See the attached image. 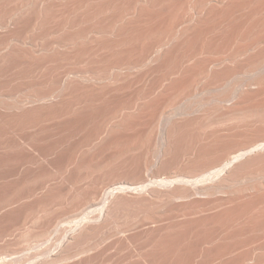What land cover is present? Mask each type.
<instances>
[{
    "label": "bare ground",
    "instance_id": "6f19581e",
    "mask_svg": "<svg viewBox=\"0 0 264 264\" xmlns=\"http://www.w3.org/2000/svg\"><path fill=\"white\" fill-rule=\"evenodd\" d=\"M8 1L0 0V10L6 9L5 14L9 13L11 16L24 9V19L22 17V20L17 22L16 19L20 20L18 17L12 23L17 25L16 29L19 28L24 33L26 28L28 31L25 32L29 33L31 29H50L54 23L59 22L52 30L66 31V37L62 38L60 32L62 39L46 42L49 44L44 46V40V44L40 41L45 39L43 32L46 29L43 32L40 30L44 35L40 34L37 41H29L27 38L23 39L26 41L24 42L21 38L24 42L22 44L25 45L21 49L19 44H15L18 43L17 38L15 39L17 33L13 34L14 38L10 32H7L8 36L0 35V82L1 78L7 77L8 71L19 66L20 70L23 68L22 74L32 72L35 75L34 71L37 72L36 76L39 75L40 69L43 71L50 67V70H45L49 72L45 74L44 80L40 76L44 75L43 72L37 76V81L34 79L35 83L41 77L42 81L34 84L38 87L29 85L31 93L27 95L25 91L28 89L25 90L23 94L26 95L21 96L22 98L15 99L17 96L13 95V100H9L10 98L7 99L3 95L6 88H3L5 91L1 89L0 166L13 163L14 167H17L15 171L11 167L9 174L6 173L7 176L2 170L4 167H10L4 165L3 169L0 168L1 173L3 172L0 176H7L8 179L12 175L16 181L25 179L27 182L30 178H34L35 182V178L38 180L40 176H45L47 179L52 178L50 181H69L70 185L65 181V184L62 182L55 187L50 185L49 188L46 185L50 181L45 184L46 180L41 177L45 183L41 184L42 180V186L37 187V191L34 189L36 192L30 188L33 190H30L31 195L28 188L30 182L26 184L28 191H25L26 181L24 185L19 182V188H25L22 193L19 191L20 194L27 192L30 197H34L45 185V189L48 188L47 194L43 189L45 193L42 194H46L47 199H40V191L39 195L36 194L39 196L37 200H40H36L34 206L27 203L30 202L27 201L28 196L23 195L22 198L18 193L21 200L17 199L18 195L15 196L16 193L13 192H18L19 188L12 189V192L10 190L15 198L0 193L2 198L9 197L7 201L11 198L13 201L19 200L17 204L28 198L25 205L29 206L24 205L23 208L21 203L20 209L17 207L18 218L10 216V222L6 220L9 224L21 217L22 221L24 218L35 220L31 217L35 214L38 223H50L54 209H51L52 215L49 214V209L60 208L56 205L49 208L51 205L48 204L53 205L52 200L57 198L55 203L60 205L65 198H72L74 203L78 196L84 197V191L86 195L94 196V201L89 198L92 201L89 206L94 209L91 210L88 205L84 206L89 202L86 200V203L82 201L85 203L82 209H74L75 213L79 209L85 212L87 207L92 215L99 212L97 218L90 215L81 218V215H78L80 220L76 218L78 212L74 214L76 217L71 213L70 215L78 221L71 224L72 227L66 223L71 228L70 231L68 226L65 228L63 221L57 222L65 218L60 219L57 216V219L53 216L52 220L56 218L55 223H63L64 228L68 229L66 232H69V236H66L67 240L64 237L66 241L63 242L66 244L49 258H36L38 262L33 263L68 264L78 258L77 256L86 254L88 250L92 254L98 252L101 250L97 248L98 243L101 242L102 246L103 241L111 239L114 235V230L109 229L111 224L108 223L113 221L116 214L119 215L120 210L123 209L124 212L129 208H136L139 209L136 211L141 214V218L137 217L139 220L136 219L135 222L134 218L139 215L129 209L135 214V217H132L134 223H127L126 226H132H129L128 231L133 226L135 231L141 228L142 232L138 231V240L132 239L138 233L135 232L134 236L129 234L133 229L128 233L132 237L129 238L126 234L128 237L123 238L131 245L126 243L130 248L122 244L124 240H119L121 245L126 247L121 246L123 253L128 248H135L133 253L128 249L130 257L126 264H264V0H71V3L70 0H60V7L53 4L55 0H22V6H17L21 8L15 9L16 11V5L11 6L12 9L6 7ZM64 2L69 4L68 7ZM32 9H35L36 17L29 14ZM0 12L3 13L0 17H3V10ZM59 13L60 16L61 13L64 15L61 22L56 21L60 18ZM7 16L8 14L5 17ZM8 23L3 24L6 26ZM18 24L25 28L21 27V30ZM10 27L11 30L15 28ZM9 28L5 31H10ZM69 63L74 66H68ZM83 64L85 67H82ZM18 74H14L15 80L21 78ZM32 74H29L31 78L34 77ZM26 77L24 81L28 80L29 84L31 79ZM6 79L2 82L7 83L9 78ZM10 82L7 83L8 86L12 84L14 87L17 81H13L15 84L11 80ZM47 84L48 87L52 86L49 90L44 89ZM110 148L116 151H111ZM106 149H110L109 154L115 153L107 156L106 151H103ZM44 165H48V168ZM50 165L56 166L55 169ZM43 166L44 169H41ZM109 166L113 169L117 166V170L121 168L127 177L121 169L124 177L114 176V171ZM97 168L102 170V173L106 168H111L113 173L109 170V174L103 173V177L108 176H105L107 180L99 179V176L95 179V176L101 173ZM167 168L171 172L174 168L176 171L167 173ZM163 170H166V173L163 174ZM95 171L98 173L95 174ZM113 177L116 179H111ZM84 181L89 182L90 186L81 187L85 189L82 190L80 186L86 184L81 183ZM14 186L12 187L16 188L18 185ZM60 198L63 200L60 201ZM5 199L2 201L5 202ZM2 201L1 205L4 204ZM70 201L67 203H71ZM77 202L79 204L81 201L78 199ZM8 203L6 202L7 205ZM10 203L8 207H13L16 202ZM67 203L66 207L73 206L72 203ZM64 206L62 209L66 208ZM76 207L80 206L76 204ZM10 209L5 210L12 211ZM62 209L59 210L63 212ZM140 210L144 211V215ZM13 212L11 214L14 215ZM47 212L49 220L46 219ZM84 212L81 213L82 216ZM54 213L57 215L56 211ZM131 213L127 211V214ZM114 220L118 221V218L115 217ZM2 221L0 223H3ZM120 221L122 223V220ZM16 222L13 224L16 225ZM23 222L20 223L22 226L29 224L28 221L24 224ZM12 223L11 228L15 231ZM48 223L45 226L58 225ZM32 224H35L34 221ZM44 224L41 223L43 228ZM103 225L109 228H103ZM18 226L16 225V228L20 231L22 227ZM126 226L125 229L122 228L123 231L120 230L123 235L124 231L128 232ZM100 227L103 230H112L110 237H102L101 234H104ZM117 227H123V224ZM11 228H8L10 233L13 231ZM25 228L22 230H26ZM43 228L35 229L33 234L36 235V230L39 233ZM96 228L100 229L98 235L103 239L97 238L102 241L97 243L98 239L93 241L90 238L92 242H88H96L93 246H97V251L92 245L88 244L90 250L87 244L81 243L89 234L93 236ZM0 230L3 236V229ZM7 232L8 230L3 232L6 237L9 236ZM21 232L18 233L22 234ZM49 232V229H45L44 236H41L43 243L46 242V235L53 234ZM13 233L10 237L16 238L17 229V235ZM31 233L23 232L24 235L21 236L26 247L30 245L27 243L38 241L37 238V241H34ZM117 233L121 236L118 228L115 229V234ZM153 233H159L160 239L153 242L155 239L152 241L150 238L153 243L148 240L149 243L145 237H151ZM49 236L47 238L50 239ZM154 237L155 234L152 238ZM117 241L114 246L118 243L117 247L121 249ZM85 242L88 243L84 240ZM7 243L8 241L5 244ZM14 243L13 245L16 244ZM78 243L87 246H75ZM105 243L111 244L109 241ZM5 244L2 254L7 256L10 251L7 253L5 250L11 247L8 248ZM33 244L30 246L33 247ZM136 244L139 248L134 247ZM72 246L79 249H73ZM114 246L111 247L112 251ZM14 247L16 248L13 246L11 249L16 252L17 248ZM21 247L18 248L21 251L27 249ZM108 249L104 248L105 251ZM111 249L108 252H111ZM120 251L115 257L121 254ZM89 252L87 254L92 256ZM98 253L103 256L104 251L102 254ZM95 254L100 257L94 253L93 258L97 262L99 259L100 262L107 252L97 259ZM110 254L111 256L107 255L106 258H111L114 252L113 255ZM88 255L83 257L87 259ZM93 258L90 259L92 262L84 258V261H80L97 264ZM108 259L109 264L110 261L115 263L114 259ZM117 259L122 258L118 256ZM12 261L6 260L7 264ZM6 262L4 260L5 264ZM105 263L106 260L101 264ZM123 263V260L121 263L119 261V264Z\"/></svg>",
    "mask_w": 264,
    "mask_h": 264
},
{
    "label": "rangeland",
    "instance_id": "374dc122",
    "mask_svg": "<svg viewBox=\"0 0 264 264\" xmlns=\"http://www.w3.org/2000/svg\"><path fill=\"white\" fill-rule=\"evenodd\" d=\"M15 1H17V2H15ZM38 1H39V0H38ZM49 1H50V0H49ZM8 2H9V4H8ZM8 2H7V6H6V7L9 8V9H12V8L16 5V6H15L16 8L14 7V10H15V9H18V8L20 9V8H21V6H22L21 3H23L24 0H23V2H22V0H9ZM18 2H19V3H18ZM51 2H53V1L51 0ZM60 2H61L60 0H59V1H58V0H55V2H53V4L55 3V4H54L55 6H56V5L59 6L60 4L62 5V3H60ZM10 3H13V5H12V4L10 5ZM14 3H15V4H14ZM70 3H71V0H70ZM18 4H21V6L17 8ZM65 4L67 5L68 3H67V2H64V5H65ZM8 5H9V6H8ZM68 5H69V4H68ZM68 5H67V7H68ZM11 6H13V7L10 8ZM59 7H60V6H59ZM9 9H8V10H9ZM1 10H3V12L6 11V9H1ZM1 10H0V11H1ZM15 11H16V10H15ZM16 12H17V14H14V15H11V16L9 15V13H6V14H8L7 18L10 20V22H9V20L5 17V16H6L5 12H4V16H3V17H2V16L0 17V19H1V18L3 19V22H1L2 19H1V21H0V22H1V24H0V31H1L0 33H1V34H0V35L3 36V34H4V36H8V35H7V32H10V35L12 36L14 33H15V34L17 33L16 35H17V36L20 35V36H19V37H17V36L15 37V39L17 38V40H18V43H15V44H17V45L19 44L18 46L21 47V49H23V48L25 47V45H23V44H24V42H26V41L23 40V39H27V38H28L29 41H37V40L40 38V34H41V35H44V34H45V35H44V37L46 36L45 39L42 38L40 42H42V41L44 40L45 44H44L43 42H42V44H44V46H46V44H47V45L49 44V43H46V42H51V41H53V40H55V39H58V38H59V39H62V38H64V36H65V34H66V31L54 30V29L52 30V28L55 27V25L57 26V24H58L59 22H58L57 24L54 23V24H55V25L53 24L54 26L51 25L52 28H50V29L52 30V31H51L52 33L49 31V30H50L49 28H45V27H44V28H41V29H39V30H38V29H36V30L34 29V30H33V29L29 28V29H31L32 31L29 30L30 32L28 33V32H25V31H28V29H26L24 26H20V24H18V27H20L21 30H22V28H23V29H24V28L26 29V30L24 29V33H25V34H24V33H23V30L20 31L19 28L16 29L17 25H13V24H12V23H14L15 21L20 22V21L22 20V19H21L22 17H23V19H24V14H25V13H23V12H24V9H23L22 11H20V13H19L18 11H16ZM35 12H36L35 9H32V10L30 11L29 14H31L32 16L34 15V16L36 17L37 13L34 14ZM14 13H15V12H14ZM2 14H3V13L0 12V15H2ZM61 14H62L61 16H60V13L58 14L60 18H57L56 21H60V22H61V21H62V18L64 19V17H63V16H64L63 13H61ZM20 15H21V16H20ZM12 16H13V17H12ZM32 16H31V17H32ZM65 16H66V14H65ZM10 17H11V18H10ZM18 17H19V18H18ZM35 17H32V18H35ZM61 17H62V18H61ZM16 18H18V19H20V20H17ZM6 19H7V21H6ZM12 19H13V20H12ZM14 19H16V20L14 21ZM60 19H61V20H60ZM4 21H6V22H4ZM8 22H9V23H8ZM3 23H8V24H6L7 27H6ZM9 24H10V25H9ZM1 25H2V26H1ZM3 25H4L5 27H3ZM21 25H22V23H21ZM10 26H12V27H15V26H16V27H15V28H12L13 30H11V29H10V28H11ZM9 27H10V28H9ZM21 27H22V28H21ZM8 28H9L10 31H5V30H8ZM15 29H16V30H15ZM44 29H46L45 31H47V33L49 32L50 35L46 34L45 31L43 32ZM3 30H4V31H3ZM14 30H15L16 32H14ZM40 30H41V32H43L44 34H43V33H40ZM2 31H3L4 33H3ZM12 31H13V33H12ZM19 31H20V32H19ZM33 31H34V32H33ZM35 31H36V32L38 31L39 34H37L38 32L36 33ZM18 32H19V35H18ZM60 32H61V34L63 35V37L59 34ZM20 33H21V34H20ZM33 33H34V35H33ZM35 33H36L37 35H36ZM8 34H9V33H8ZM15 34H14V35H15ZM31 34H32V35H31ZM54 34H58V36H57V35H54ZM67 34H68V32H67ZM10 35H9V36H10ZM14 35L12 36L13 38H14ZM27 35H29V37H27ZM53 35H54V36H53ZM59 35H60V36H59ZM22 36H23V37H22ZM31 36H33V38H31ZM35 36H36V37H35ZM49 36H50V37H49ZM55 36H57V37H55ZM67 36H68V35H67ZM38 37H39V38H38ZM42 37H43V36H42ZM47 37H48V39H47ZM60 37H62V38H60ZM65 37H66V36H65ZM21 38H22V40H23L24 42L21 41ZM50 38H54V39L51 40ZM19 39H20V40H19ZM33 39H34V40H33ZM36 39H37V40H36ZM22 42H23V44H22ZM22 47H23V48H22ZM23 56H24V54H23ZM24 63H25V62H24ZM70 63H71V62H70ZM70 63H69L68 66H71L72 63H71V64H70ZM24 66H28V65L24 64ZM73 66H74V65H72L71 67H73ZM19 67H20V66H19ZM19 67L11 69V70L8 71L7 74H6V75H7L6 78H9V81H8L7 83H11L10 80H11L12 82H13V81H15V82L17 81V82H16V85H14V87H13L12 84H10V85L8 86V84H7L6 82H4L5 80H7L5 77H3L4 79L1 78V82H2V80H4V81L2 82L3 85H2L1 82H0V84H1V86H0V93H1L2 91H5V90H6V92L9 93V94H7L6 92H5L4 94H3V93H2V94L4 95L5 98H7V99L10 98L9 100H13V97H12L13 95H14V96L16 95L17 97L15 96L16 98H15V97H14V98L17 99V98H19V97H21V96L24 97V96L26 95V93H27V95L30 94L31 91H32V89H30V86L38 87L37 85L34 86V84H35V83L37 84L38 82L42 81V80H41V77H40V79H39L40 81L38 80V82H35V83H34V81H35V80L37 81V78H39V77H37V76H39L40 74H42L41 72H43L44 75H40V76H42V77H43V80H44V78H45V77H44L45 74L47 75V73L49 72V71H48V72H46V71H47V70H50V67H49V69H47L48 67L45 68V69L43 68V69H44V70L42 69L43 71H41V69H40V70H39L40 72L38 73L39 75L36 76L37 72H34V71H33V73H34L35 75H33L32 72H31V73H27V72H26V69H25L26 67H24V72H26V75H25L24 73L22 74V72H21V70L23 71V68H21V70H20ZM82 67H85L84 64L82 65ZM11 68H12V67H11ZM18 68H19V69H18ZM14 69H15V70H14ZM16 69L20 70L19 72H20L22 75H20V73L18 72V70L16 71ZM31 70H33V69H31ZM45 70H46V71H45ZM13 71L18 72V73H19V74L17 73V74H18V77L20 76V77H21L20 79H23V81H20V82H19V80H20L19 78H18L19 80H17V79L15 80L14 78H15V75H17V74L14 73ZM35 71H37V70L35 69ZM44 71H45L46 73H45ZM10 72H13V73H12L11 75H9ZM14 74H15V75H14ZM27 74H28V75H27ZM29 74H32V76H34V77L31 78V76H30ZM13 75H14V77L11 78V76H13ZM24 75H25V76H28V78H29V76H30L29 80L31 79L32 81L30 80V81H29V84H28V80H27V81H24L25 79H27V77L25 78ZM22 76H24V78H22ZM10 78H11V79H10ZM35 78H36V79H35ZM12 79H13V80H12ZM34 79H35V80H34ZM15 82H13V83L15 84ZM18 82H19V84L17 85ZM22 82H25V83H22ZM31 82H32V83H31ZM23 84H24L25 86H24ZM26 84H28V85H26ZM31 84H32V85H31ZM19 85H21V86H23V87H21V86H19ZM29 85H30V86H29ZM16 87H17V89H16ZM18 87H19V88H18ZM33 87H32V88H33ZM51 87H52V86H51ZM51 87H50V85H49V87H48V84H47V88H46V86H45L44 89H45V90H46V89L49 90ZM3 88H4V89L6 88V89L3 90ZM11 88H13V89H11ZM24 88H25V89H24ZM1 89H2V91H1ZM7 89H9V90H7ZM18 89H19V90H18ZM20 89H21V90H20ZM27 89H28V90H27ZM10 90H12V91H10ZM25 90H27L29 93H28L27 91H25ZM13 91H14V92H13ZM16 91H17V93H16ZM24 91L26 92L25 94H23ZM12 92H13V93H12ZM20 92H22V94H19ZM10 94H11V95H10ZM7 95H8V96H7ZM9 96H10V97H9ZM22 97H21V98H22ZM11 121H12V119H11ZM52 140H53V139H52ZM110 149H111V148H110ZM110 149H108V150H107V149H106V150H103V151H106L107 154H106L105 152H102V153H105L107 156L113 155L115 152H112L113 154H112V153L109 154V150H110ZM111 151H116V150H114V148H112ZM99 153H100V152H99ZM105 154H103V155H105ZM106 155H105V156H106ZM11 164H12V165H9V164H6V165H5V163H4L2 166H0L1 169H3L2 167H3L4 165H5V166L9 165V167H10V169H8V167H7V168L4 167V170H2V171H4V173H5L4 175H7V174H6L7 172H8V174H9V171H8V170H11V167H12V169L14 168L13 171H15V169H16L15 167H17V166L14 167V164H13V163H11ZM15 165H16V164H15ZM55 165H56V164H55ZM44 166H45V165H44ZM44 166L41 167V169H44ZM46 166H48V165H46ZM46 166H45V168L47 169L48 167H46ZM50 166H51V167H54V168H52V169H55V167H56V166H53V165H50ZM50 166H49V169H51ZM109 167H112V166H109ZM114 167H115V166H114ZM107 168H108V167H107ZM107 168H106V171H104L105 169H103V171H104L105 173L107 172L106 175L109 174L108 170L110 171V173H111V172L113 173V171H114V174H113V175H114V176L117 175L118 178H119L120 176H121V177H124V176L126 175V174L124 175L123 170L120 168L121 171H122V173H123V175H124V176H123L122 173H121V171H120V169L117 170V168H118L117 166H116L115 169H113V167H112L113 171H111V168L108 169V170H107ZM1 169H0V170H1ZM5 169H6V170H5ZM169 169H172V168H169ZM167 170H168V168H167ZM97 171H99V172H101V173H98ZM97 171H95V174H96V172H97L99 175L97 174V176H95V179H96L98 176L101 177V178H99V179H102V178L105 179V176H106V175L103 177V175H104L105 173L103 172V173H104V174H103V173H102V170H100L99 168H97ZM117 171H119L120 174H118ZM173 171H176L175 168L172 170V172H173ZM11 172H12V171H11ZM115 172H116L117 174H115ZM168 172H169V173H172L171 170H168L167 173H168ZM0 173H1V171H0ZM2 173H3V172H2ZM2 173H1V174H2ZM112 173H111V174H112ZM162 173H163V174L166 173V170H163ZM100 175H101V176H100ZM119 175H120V176H119ZM149 175H150V173H149ZM7 176H8V175H7ZM7 176H3V177L0 176V177H1V178H0V180H1V181H0V193H1V194H4V193H5L4 196H5V195H7V196L10 195L11 197H14V198H15V196L18 195V196H17V199H19V200H21V199H20L21 197L19 198L20 195L22 196V198H23L24 196H28L29 199L25 197L26 199H23V200H22L23 202H21V203L23 204V206H22L23 208H24V205L27 204V203H29L30 205H34V204L37 203V201L40 200V199H44V198L47 199V198L45 197V195L47 194V190H48V188H47V190H46V189H45L46 187L49 186V188H51L50 185L55 187V185L57 186V184H59V183L61 184L62 182H63L62 184H65L64 182L66 181V180H65V181H61V180H59V181H60V182H59L57 179H54L55 181L53 180V181H54V182H53V181H50V180H52V178H50V177H48V176H46V177H48V178H50V179L45 178V176H44V177H43V176H40V178H39V179H41L40 181H38L39 179L37 180V179L35 178V182H34V180H33L34 178H30V179L33 180V183H34V184H32V182H31L32 180H30V179L28 178V179H29V182H30V185H32V186H30V185H28V184H29V182H27L28 180L26 181V180L24 179V177H22V178L20 177V179H24V181H26V182H25V188H26V189H25L24 187H23L22 189H23V190L25 189V191H26V190L28 191V188H29V194H31V195H32L31 192H33L34 189H35V190L38 189L39 187L42 186L41 184H44V183H45L44 180H46V183H45V184L49 183V182H47V181H50V183L53 182L52 184H50V183L47 184L46 187H45V185H44V187H42L43 190H46V194H45V195L42 194V193H45V191H42V189L39 190V193H40V191H41V194H42L43 196L40 195V199H38V200H37V198H38L39 196L37 197V195H39V193L37 192V193H36L37 195H36L35 192H36L37 190H36V191L34 190V191H35V192H34L35 196H34V197L32 196L33 199H34V201H33L32 197H30L31 195H28L27 192H26L27 194H26L25 192H23L24 194H20V192L22 193V189L19 188V187H21L19 182H21V184L24 185V181H23V180H18V181H16V180H15V176H14V178H13L12 175L9 176V178H8L9 180H8V179L6 178ZM117 176H116V177H117ZM41 177H43L44 180H43V178H41ZM106 177H108V176H106ZM109 177H111V176H109ZM125 177H127V175H126ZM2 178H4V179H2ZM5 178H6V179H5ZM11 178H12V180H10ZM13 179H14V180H13ZM17 179H19V178H17ZM97 179H98V178H97ZM111 179H116V178L113 177V178H111ZM42 180H43V181H42ZM56 180H57L58 182H56ZM105 180H107V178H106ZM22 181H23V182H22ZM36 181H37V182H36ZM41 181H42V183H41ZM38 182H39V183H38ZM85 182H86V184H83V183H85ZM40 183H41V184H40ZM66 183L69 184V181H66ZM81 183H82L84 186H83L82 184H81L82 186H80V183H79V185H77V188L80 186V189H82V188L87 187V185L90 186V185L88 184L89 182L87 183V181H84V182H81ZM10 184H11V185H10ZM13 184H15V186H14ZM26 184L28 185V188L26 187ZM37 184H38V185H37ZM39 184H40V185H39ZM60 184H59V185H60ZM68 184H66V185H68ZM17 185H18V186H17ZM34 185H35V186H34ZM36 185H37V186H36ZM69 185H70V184H69ZM12 186H14V187L17 186V187H16V188H13ZM37 187H38V188H37ZM81 187H82V188H81ZM3 188H4V189H3ZM9 188H10V189H9ZM17 188H19L20 190H18V192H17V191H16V192H15V191L13 192V193H16V195H15V194H14L15 196L11 195V194H12V193H11V192H12V189L14 190V189H17ZM30 188H33V190L30 189ZM87 188H88V187H87ZM6 189H7V190H6ZM52 189H53V187H52ZM78 189H79V188H78ZM3 190H4V191H3ZM5 190H6V191L9 190L8 192H10V190H11L10 194H9L8 192H6ZM30 190H32V191L30 192ZM50 190H51V189H50ZM82 190H85V189H82ZM19 191H20V192H19ZM18 193H19L20 195H19ZM81 194H82V193H81ZM81 194H80V195H81ZM23 195H24V196H23ZM82 195H84L85 198H84L83 196H80V197L78 196L79 201H81V202H79V204H81V205L78 204V202H77L78 199H77V198H75V201H76L77 203H76V202L73 203L74 199L71 200L72 198L70 199L71 201H70V200H67L68 198H65V199H64V201L66 200L65 203H64V201H62V202L64 203L65 206L62 205L63 203L60 204V205H59V204H56V203H57V198L54 199V200H56V201H54V200L51 199V200L53 201V205H52V204H48V205H51V206H49V208H50V207H53L54 205H56V206H59V207L62 209V206L66 207V206H67L66 203L69 202V201H70L72 204H71V203H67V204H71V205H73V206H70V205H69L70 207L68 206V207H66V208H63V209H62L63 212L59 210L60 208L57 209L58 207H56V206H55L56 208H54V207H53V208H50V209L48 208V209L50 210V212H49V210H48L49 214L52 215V214H51V213H52V212H51V211H52L51 209H54V212L56 211V214H57V215H54L55 213L53 212V216H54V217H56L57 219H59V218H60V219H61V218H65V220H62V219H61V220H57V222H58V221H59V222H60V221H61V222L63 221L64 224H63V223H62V224L65 225V228H66V226L69 227V225H70V227H72V225L75 224L76 221L80 220L81 218H83V217H85V216H87V215H90V217H93V216H94L95 218H97V217L99 216V212H98V211H97V212H94V215H92V214H91L92 212L90 211V209L92 210V209H94V208H90L91 206H89V205L92 204V201H94V196L92 197L91 194H87V195H88V196H87L86 193H85V191H84V193H83ZM85 195H86L87 197H86ZM4 196H3V198H2V195L0 196V197H1V198H0V203H1V201H2L3 199H5ZM10 196H9V197H10ZM9 197H6V198L8 199ZM35 197H36V198H35ZM42 197H43V198H42ZM82 197H83V198H82ZM30 198H31L32 200H30ZM86 198H87V199H86ZM89 198H90L91 200H92V198H93V200L91 201V200H89ZM7 199H5V202H4V201H2V202H3L4 204H6V202H9V203H8L9 205L11 204L10 202H13V204H14V202H16V203L13 205V207H15L16 205H20V204H21V203H20V204H17V202L19 201V200L17 201V199H14V201H13V198H11L12 201H11L10 199H9L10 201H9V200L7 201ZM27 199H28V200H27ZM45 199H44V200H45ZM48 199H49V198H48ZM81 199H83V200H81ZM15 200H16V201H15ZM26 200H27V201H30V202H27ZM36 200H37V201H36ZM51 200H50V202H51ZM59 200L61 201V200H63V198H62V199L60 198ZM59 200H58V201H59ZM86 200L89 201L88 204H85V203L87 202ZM25 201H26L27 203H26ZM60 201H59V202H60ZM82 201L85 202V203H83ZM90 201H91V202H90ZM24 202H25V203H24ZM32 202H33V203H32ZM50 202H49V203H50ZM55 202H56V203H55ZM54 203H55V204H54ZM75 203L77 204V206H80V207H76V204H75ZM82 203H83V204H82ZM89 203H91V204H89ZM4 204H2V205H4ZM22 204H21V205H22ZM84 204H85V205H84ZM0 205H1V204H0ZM2 205H1V206H2ZM6 205H7V204H6ZM6 205H5V206H6ZM9 205H7L6 207H5V206H2V208H0V221L3 220L2 222L4 223V224H3V223H0V224H1V225H0V229H3V230H2V235H3V234L5 235V233H6L7 230H8V232L10 231V229H8V228H11V223H12V222L9 224L10 220H9L8 217H10V216H16V217H17V215H16V213L18 212L17 207H19L18 209H20V207H21V205H20V206H16V207L13 209L12 206L8 207ZM82 205H84L85 207L88 205L90 209L87 207L88 210H87V209L85 210L86 213L84 212V210H81V211H80V209H82ZM1 206H0V207H1ZM27 206H29V205H25V207H27ZM34 206H35V205H34ZM84 206H83V207H84ZM4 207H5V208H4ZM7 207H8L9 209L11 208L10 210H12V211L5 210V209H8ZM85 207H84V208H85ZM68 208H70V209H68ZM71 208H73V209H72L73 211H71ZM77 208H80L79 211L77 210L78 214H77V212L75 213V211H76ZM127 208H129V207H127ZM127 208H124V210L127 209ZM74 209H75V211H74ZM129 209H130V208H129ZM129 209L126 210V211H124V212H123V209L120 210V211H119V212H120L119 215H117V214L115 215V217L118 218V221H116L117 219L114 220V219H115V217H114L113 221L111 220L112 222H111V223H110V222L108 223L109 225L111 224V225H110V228H109L108 226H106L107 224L105 225L106 227H104V225L102 226L103 228H109V229H113V230H114V231H113V234H114V235L111 236V239H110V238H109V239L107 238V240H105L106 237H104L105 242H106V241H109V243L111 242V244L114 246V245L116 244L115 241L118 240L117 242L120 243V247H121V246H122V245H121L122 242H120L119 240L122 239V241H123V240L125 241V243H124V241H123V243H122L123 245L126 244V243L128 244L127 240H125V239H123V238H125L126 236L128 237L129 234H131L132 236H134L136 233H138V231H139V232H140V231L142 232L141 228H137V230H138V229H140V230L135 231L136 229H135V230L133 229L134 226H133V228L129 229V231H128V228L132 227L131 225L134 223V221H135L136 219L139 220V219L141 218V217H140L141 214H138V212H137L139 209L134 208V210H133V208H131V209H132V210L130 209L131 212H133V213L136 212L135 214H138V215H139V216H136V218H134V221H133L132 217H135V216H134L135 214L133 215V214L130 212ZM4 210H5V211H4ZM15 210H17V211H15ZM58 210H59V211H58ZM67 210H68V211H67ZM136 210H137V211H136ZM8 211H9V213H7ZM13 211H14V212H13ZM57 211L60 212V213H58ZM64 211H66L67 213L64 212ZM87 211H88V212H87ZM94 211H95V210H94ZM127 211H129V213H131V214H130V215L127 214ZM5 212H6L8 215L5 214ZM12 212L14 213V215L11 214ZM48 212H47V215H46V219H47V220H49V219H48L49 217H47V216H49ZM61 212H62V213H61ZM82 212H84V213H83V216H82V214H81ZM122 212H123V213H122ZM125 212H126V213H125ZM139 212H143L142 215H144V211H143V210H140ZM68 213H69V214H68ZM71 213L73 214L74 217L77 216V217H76L77 219H78V215H81V218H80V216H79V219L77 220V219H75L72 215H70ZM10 214H11V215H10ZM17 214H18V213H17ZM59 214H60V215H59ZM62 214H63L64 217L61 216ZM64 214H66L67 216L64 215ZM74 214H75V215L77 214V215L75 216ZM121 214H122V216H121ZM1 215H2V216H1ZM3 215H4V216L7 215V217H6V216L4 217ZM68 215H70V216H72V217H70V216H68ZM96 215H98V216L96 217ZM127 215H128V216H127ZM132 215H133V216H132ZM53 216H50V217L54 218ZM57 216H58L59 218H58ZM60 216H61V217H60ZM65 216L68 217V218H66ZM120 216H121V217H120ZM126 216H127L128 218H127ZM31 217H34V219L36 220V222H35V220H31V219H33V218H30V217H29L30 220H29L28 218H27L28 220L25 219V218H24V220H23V221H25V222L28 221L29 224L31 223L30 225L28 224L29 226L25 224V226H27L28 229H30V228H31V225H32V228L30 229V231H27L28 229L25 228V226H22V224H20V223L23 222V221H22V217L20 218L22 222L20 221V219H18L20 222H19L17 219L15 220V222L17 221V222L19 223V224H17V222H16V225H17V226L20 225V228L22 227L23 229L25 228L26 230L23 231L22 228H21V229L19 228V229H20V231H19L18 228H16V225L13 224V223H15V222L12 223V227H13V226L15 227V231H16V229H17V233H18V232L20 233L21 230H22V231L24 232V234H26V232H27V233L32 232V233H31V235H32V234L35 232V229H37V228H39V229H40V228H43V227H42L43 225L41 226V223H42V224H44V223H43V222H39V223H38V222H37V219L35 218V217H36L35 214H33V216L31 215ZM137 217H138L139 219H138ZM2 218H3V219H2ZM17 218H18V217H17ZM52 218L50 219L52 222L49 221L50 223H48L47 220H44V222L47 221L46 223H48V224H50V225H51V223H52V225L58 224V223H55L56 218L53 219V220H52ZM73 218H74V220H73ZM119 218H120V219H119ZM4 219H5V220H6V219L9 220V222L6 220V222L8 223V225H7V223L5 222ZM10 219H11V217H10ZM67 219H68V220H67ZM69 219H72V220L70 221ZM123 219H125V220H123ZM129 219L132 220L133 222H132V221L130 222ZM66 220H67L68 222H67ZM120 220H122V223H121ZM126 220H128V221H126ZM30 221H31V222H30ZM33 221H34V223H35L34 225L32 224ZM53 221H54V222H53ZM25 222H23V224H24ZM28 222H26V223H28ZM115 222H117V223H115ZM118 222H119V223H118ZM135 222H136V221H135ZM37 223H38V224H37ZM46 223H45V224H46ZM66 223H68L69 225L66 224ZM112 223H113V226H114V227L112 226ZM114 223H115V225H114ZM127 223H129V224H131V225L128 224V226H126ZM45 224H44V228L42 229V231L39 230V233H43L42 235L38 233V230H36L37 232H36L35 234H36V235L39 234V235H38L39 238H38V236L36 237V235H34V234L32 235V237L35 239L34 241H37L36 238L38 239L37 242H35V243L33 242V243L36 244V246H38V247H40V248H36V246H34V244H33L32 242H31V243H27V244H30V245L33 244V247L30 246V245H28V247L30 246L29 248L26 247V246H24V245H26V243L24 242V240H22V237H21L22 235H24L23 232H21L22 234H19V233H18V235H20V236H19L20 238H19L18 235H17V233H15L14 229L11 228V230H13V231H11V233L9 232V234H8V232H7V234H8L9 236L6 237V236H4V235L1 236V230H0V236H1V238H0V243H1V245H2V246L0 245V249H1V250H0V252H1L0 254L3 253L2 251H3L4 249H2V247L4 248V244H5L7 241H8V243L5 244V246L7 245L8 248H9V247L12 248L13 246H16L17 249L20 248V246H22V247H21L22 249H23V247H25L24 249L27 248L26 250H22V251L24 252V254H22L23 252H22L21 250L18 249V250L20 251V252H19L15 247H14V248L16 249V250H15L16 252H13L14 250L11 249V248H10V249H11V250H10V249H6L7 247H5V249L7 250V251L5 250V252L9 253L8 251H10L12 257H11V255H10V253H9V254L6 253L7 256H4V254H5V253H4V254L0 255V262H1L2 264H5V263H4V260H5V262H6V260H7V261H9V260L12 261V260H13L12 262H9L8 264H32L33 261H34V263H35L36 261L38 262L37 259H40V258H41V259L44 260V259L49 258V256H52L53 254L56 253V251H59L62 247H64V245L66 244V242H65V243H63V242L67 240V237H66V236H69V232H68V233L66 232V231H68V229H65L64 226H63L62 224H60V223L58 224L60 227H59L58 225H57L58 227H57L56 225H55V226H51V227H54V228H51L49 225H46V226H45ZM71 224H72V225H71ZM116 224H117L118 226H121V225L123 224V227H117ZM4 225H5V226H4ZM39 225H40V226H39ZM124 225L127 227L126 229H127L128 232L126 233V232L124 231L123 233H125V234L123 235V234H121L122 232H121L120 230H122V228L125 229V226H124ZM3 226H4V227H3ZM9 226H10V227H9ZM36 226H37V228H36ZM38 226H39V227H38ZM47 226H48V227H47ZM115 226L118 228V232H119V233L121 232L120 234H121V236H123V237H121L118 233H117V234H118L117 237H119V238L116 237L117 234H115V229H117V228H115ZM129 226H130V227H129ZM18 227H19V226H18ZM29 227H30V228H29ZM34 227H35V228H34ZM55 227H57V228H55ZM68 227H67V228H68ZM70 227H69V231H70V229H71ZM102 227H100L101 230H100L99 228H96V229H95V234H97L95 238H93L95 234H94L93 236H91L92 234H89V236H88L89 239L87 240L88 237H87V238L84 237V238H86V239H83V242H81V243H83V244H87V245H88V244H90V243L92 242V241H90V238H92L91 240H93V239H94V240H95V239L97 240V239H98L97 237H100V238H101V236L103 237V236H105V235L110 237V235L112 234V230H111V231H110L109 229H108V230H107V229H104V230H103ZM5 228H6V229H5ZM33 228H34V229H33ZM62 228H63L64 231L61 230ZM114 228H115V229H114ZM120 228H121V229H120ZM4 229H5V230H4ZM32 229H33V230H32ZM45 229H49V231L52 232L53 234L49 232V234H52V235H50V236H49V235H46L45 238L43 237V238L45 239L44 241H46L45 243H43V239H42L41 236H44V231H45ZM50 229H51V230L56 229V230H55V231H51ZM124 229H123V230H124ZM132 229H133V231L130 232V230H132ZM31 230H32V231H31ZM96 230H98V231H96ZM99 230H100V231H103L102 233H103L104 235L101 234V236H99V235H100ZM123 230H122V231H123ZM25 231H26V232H25ZM61 231H63V232H61ZM104 231H106V232L104 233ZM109 231H110L111 233H110ZM3 232H5V233H3ZM12 232L15 233V234L13 233L15 236L17 235L16 238H14V237H10V235L12 234ZM64 232H65V233H64ZM129 232H130V233H129ZM132 232H134V234H132ZM135 232H136V233H135ZM91 233H93V232H91ZM98 233H99V235H98ZM128 233H129V234H128ZM7 234H6V235H7ZM66 234H68V235H66ZM109 234H110V235H109ZM126 234H128V235H126ZM154 234H155V236H156L157 238H156V237L152 238V237L154 236ZM156 234H157V233H153V236H151V237H149L150 235L147 236L149 239H148L147 237H145V238L147 239V241L149 240L150 242H152L153 239H155L153 242L158 241V240L160 239V237H159L160 234H159V233H158L157 235H156ZM14 235H13V236H14ZM131 235H129V238L132 237ZM137 235H139V233L136 234V235L134 236L135 238L132 237L133 241H134V239L138 240V239H137V238H138ZM151 235H152V234H151ZM11 236H12V235H11ZM48 236L50 237V239L47 238ZM51 236H52V237H51ZM136 236H137V237H136ZM2 237H3V238H2ZM4 237H5V238H4ZM40 237H41V239H42V241H41L42 243L40 242V244H38V242L41 240ZM64 237L66 238V240H65ZM112 237H113V238H112ZM114 237H115V240H114ZM158 237H159V238H158ZM13 238H14V239H13ZM120 238H121V239H120ZM150 238H151L152 241L150 240ZM4 239H6V240L4 241ZM17 239H18V240H17ZM101 239H103V238H101ZM101 239H100V240L98 239L96 242L98 243V242L102 241ZM132 239H131V240H132ZM194 239L196 240L197 238L195 237ZM9 240H10V241H9ZM13 240H15V241H14L15 243H16V240H17V243H16V244L13 242L15 245H13V243H11ZM19 240H20V241H19ZM50 240L52 241V243H51ZM84 240L87 241V242L90 241V243H89V242H88V243H86V242L84 243ZM94 240H93V241H94ZM110 240H111V241H110ZM21 241H22V242H21ZM32 241H33V239H32ZM60 241H61V242H60ZM81 241H82V240H81ZM149 241H148V242H149ZM4 242H5V243H4ZM9 242H10V243H9ZM19 242H21V244H20ZM96 242H95V243H96ZM105 242L103 241L102 244H103V245L107 244V243H105ZM112 242H113L114 244H113ZM150 242H149V243H150ZM153 242H152V243H153ZM3 243H4V244H3ZM49 243H50V244H49ZM53 243H54V245H53ZM95 243L90 244V245H92L91 247H93L95 251H97L98 249H101V250L98 251V252H101V254H102V252L104 251V254H102L103 256L105 255V252H107V255H110V256H111L110 253H112V255H113V252H114V255H113L111 258L115 260V263H116V261L118 260V259L116 260V258H117L118 256H120V258H122L121 260H123V262H124L125 264H126L127 261L129 260L128 257H130V256L128 255V249L130 248L129 246H131V245L128 244V245H129V246H128V245L126 244L129 248L127 247L128 249H127V251H125V252H127V253L124 254L125 252L123 253V251H124L123 248H126V247H123V246H122L123 248L121 247V249H120V248L117 247V246H119L118 243H117L116 246H114V250H113V251H112V249H111V247L113 248V246H111V244H110V245H109V244L106 245V246H108L107 248L111 249V250H110L111 252H108L109 249H108V251H105L104 248H105V249H107V248H106V246L104 247L103 245H102V246H103V247H102V246L100 245L101 242L98 243V244H99L98 247L96 246V247L98 248V249L96 250V249H95L96 247L93 246V244H94V245L97 244V243H96V244H95ZM10 244H11V245H10ZM18 244H19L20 246H19ZM43 244H44V245H43ZM56 244H57V245H56ZM78 244H79V243H78ZM78 244H76L75 246H79V247H80V246H81V247L83 246V244H82V245H81V244L78 245ZM17 245H18L19 247H18ZM87 245H86V246H87ZM41 246H42V247H41ZM47 246H49V247H47ZM50 246H51V247H50ZM52 246H53V247H52ZM75 246H74V247H75ZM86 246H83V247H86ZM100 246H101V248H100ZM109 246H110V247H109ZM124 246H125V245H124ZM79 247H75V248H78V249H79ZM88 247H89V245L87 246V248H88ZM91 247H89L90 250H91ZM115 247H116V248H115ZM134 247L139 248V247L137 246V244H136V246L134 245ZM45 248H46V249H45ZM49 248H50V249H49ZM72 248H73V246H72ZM75 248H73V249H75ZM89 248H88V249H89ZM102 248H103V249H102ZM53 249H54V250H53ZM80 249H81V248H80ZM115 249H116V250H115ZM117 249H120V250H122V251L119 250V251L121 252V254L119 253L120 255H118L117 257H115V256L118 254V252H119ZM133 249H135V248H133ZM133 249H132V247H131V250L129 249V250L131 251V253H133V252H132ZM12 250H13V251H12ZM33 250H34V251H33ZM38 250H39V251H38ZM45 250H46V251H45ZM17 251H18V252H17ZM37 251H38V252H37ZM43 251H44V252H43ZM49 251H50V252H49ZM53 251H54V253H53ZM116 251H117V253H115ZM130 251H129V252H130ZM12 252H13L14 255L12 254ZM88 252H89V250L87 251V253H88ZM92 252H94V251L92 250ZM98 252H94V253H97V254L99 255L100 253H98ZM15 253H17V254H15ZM51 253H52V254H51ZM87 253H86V254L83 253L84 255H82V256L79 255L81 259L79 258V256H77L78 258H76V259L74 258L75 260H73V262L70 261L68 264H73L75 261H76V263L78 262V263H81V264H84V263L87 264L86 261H85V262H81V261H84V260H82L83 258H84L85 260H89L90 262H92L90 259L94 257V256H93L94 253L92 254L91 252H89L90 255L92 254V256H89ZM122 253H123V255H122ZM131 253H130V255H131ZM15 255H16L17 257H16ZM87 255H88V257H91V258L88 259V257H87V259H86L85 257H83V256H87ZM107 255L104 256V257L99 255L100 257H97L96 254H95V257H96V259H97V258H101V257H103V258H101V260H100V262H101V261H103L104 258L107 257ZM125 255H127V256H125ZM13 256H14V257H13ZM20 256H21V257H20ZM110 256H108V257H110ZM122 256H124V258H123ZM1 257H2V258H1ZM38 257H39V258H38ZM82 257H83V258H82ZM113 257H114V258H113ZM126 257H127V258H126ZM15 258H16V259H15ZM17 258H19V259H17ZM36 258H37V259H36ZM111 258H109V259L106 258V259H105V260H106V263H105V264H109V261H107V259H108V260H111ZM78 259H79V260H78ZM127 259H128V260H127ZM14 260H15V261H14ZM20 260H21V261H20ZM23 260H24V261H23ZM43 260H40V261H43ZM77 260H78V261H77ZM80 260H81V261H80ZM93 260H95V258H93ZM105 260H104V262H105ZM121 260L119 259L118 262H117L116 264H119V261H120V263H121ZM2 261H3V262H2ZM17 261H18V262H17ZM19 261H20V262H19ZM79 261H80V262H79ZM89 261H88V262H89ZM95 261H96L95 263H97V264L104 263V262H101V263H100V262H99V259H98V262H97V260H95ZM112 261H113V260H112ZM1 263H0V264H1ZM34 263H33V264H34ZM76 263H74V264H76ZM78 263H77V264H78ZM93 263H94V262H93ZM93 263H92V264H93ZM110 263L112 264L111 261H110ZM115 263H113V264H115ZM124 263H123V264H124ZM6 264H7V262H6ZM89 264H90V263H89Z\"/></svg>",
    "mask_w": 264,
    "mask_h": 264
}]
</instances>
